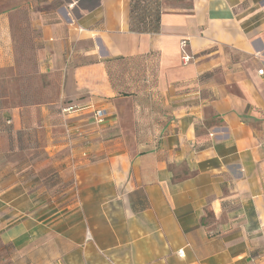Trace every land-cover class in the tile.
<instances>
[{
	"label": "crops",
	"instance_id": "obj_1",
	"mask_svg": "<svg viewBox=\"0 0 264 264\" xmlns=\"http://www.w3.org/2000/svg\"><path fill=\"white\" fill-rule=\"evenodd\" d=\"M156 1L0 0V71L45 79L0 102L16 264H264V0Z\"/></svg>",
	"mask_w": 264,
	"mask_h": 264
},
{
	"label": "rangeland",
	"instance_id": "obj_2",
	"mask_svg": "<svg viewBox=\"0 0 264 264\" xmlns=\"http://www.w3.org/2000/svg\"><path fill=\"white\" fill-rule=\"evenodd\" d=\"M30 58L18 60L12 70L0 71V102L11 100L14 103L36 98L40 92L44 78L36 74V60L29 53ZM3 254H0V264H16V251L11 244L0 246Z\"/></svg>",
	"mask_w": 264,
	"mask_h": 264
},
{
	"label": "trees",
	"instance_id": "obj_3",
	"mask_svg": "<svg viewBox=\"0 0 264 264\" xmlns=\"http://www.w3.org/2000/svg\"><path fill=\"white\" fill-rule=\"evenodd\" d=\"M146 3L147 0H131V21L136 18V20L139 21L141 24L143 23L142 26H140V23H138V25H134L133 21V28L138 31H157L160 22V10L158 8V2L156 1L155 5L157 6V11L153 14V16L147 13ZM146 17H152V23L154 24L152 25L151 22L150 24H148L149 21H147Z\"/></svg>",
	"mask_w": 264,
	"mask_h": 264
},
{
	"label": "built area",
	"instance_id": "obj_4",
	"mask_svg": "<svg viewBox=\"0 0 264 264\" xmlns=\"http://www.w3.org/2000/svg\"><path fill=\"white\" fill-rule=\"evenodd\" d=\"M263 69H260L259 70V73L260 74H262L263 73ZM76 109V106H66V107H64L63 108V111H73V110H75ZM104 116H105V114H104V112L102 111V110H98L97 112H96V120L98 121V122H101L102 120H103V118H104ZM184 250L183 249H181V250H179L178 251V255H180L181 257H183L184 255Z\"/></svg>",
	"mask_w": 264,
	"mask_h": 264
}]
</instances>
